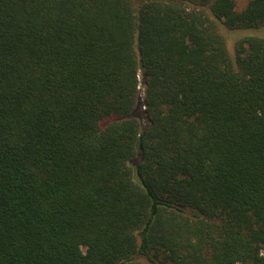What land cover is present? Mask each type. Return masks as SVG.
<instances>
[{
  "label": "trees",
  "instance_id": "obj_1",
  "mask_svg": "<svg viewBox=\"0 0 264 264\" xmlns=\"http://www.w3.org/2000/svg\"><path fill=\"white\" fill-rule=\"evenodd\" d=\"M262 27L264 0H0V264H264Z\"/></svg>",
  "mask_w": 264,
  "mask_h": 264
},
{
  "label": "rangeland",
  "instance_id": "obj_2",
  "mask_svg": "<svg viewBox=\"0 0 264 264\" xmlns=\"http://www.w3.org/2000/svg\"><path fill=\"white\" fill-rule=\"evenodd\" d=\"M246 1L247 0H236V7L237 8L242 7L246 3ZM221 30L225 37L226 46L231 54H234L235 44L237 40L244 37V35L247 34V31L249 32V30H245V29L229 30L224 26H221ZM254 33L264 37V27L257 29ZM148 264H152V263L148 262Z\"/></svg>",
  "mask_w": 264,
  "mask_h": 264
}]
</instances>
